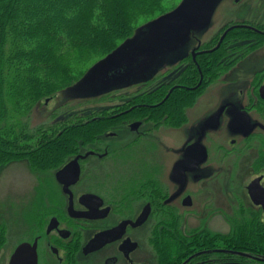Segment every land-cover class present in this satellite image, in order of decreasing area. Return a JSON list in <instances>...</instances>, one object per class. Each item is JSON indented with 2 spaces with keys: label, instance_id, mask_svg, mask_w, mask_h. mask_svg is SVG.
Wrapping results in <instances>:
<instances>
[{
  "label": "flooded vegetation",
  "instance_id": "obj_1",
  "mask_svg": "<svg viewBox=\"0 0 264 264\" xmlns=\"http://www.w3.org/2000/svg\"><path fill=\"white\" fill-rule=\"evenodd\" d=\"M249 52L238 68L246 59L257 66L252 71L244 66L240 79L226 80L234 95L210 101L214 105L202 125L187 123L191 139L185 145H177L176 138L171 142V131L164 133L162 124L152 128L164 115L174 118L164 106L174 89L164 98L143 96L118 114H91L77 123L109 119L110 128L81 139L90 144H78L70 160L45 171L55 192H46L33 207L45 217L39 224L33 212L30 222L42 233L23 242L37 241L38 264H147L150 250L157 264H264V239L256 238L257 231L264 238V48ZM193 59L196 64V53ZM181 125L176 121L174 128ZM62 133H51L47 143ZM79 156V179L65 189L56 175ZM185 160L184 168H175ZM243 177L241 203L247 207L211 203L217 185L234 194L229 185H241ZM198 198L202 205L195 207ZM191 218L203 224L191 228ZM242 232L247 242L240 240Z\"/></svg>",
  "mask_w": 264,
  "mask_h": 264
},
{
  "label": "rangeland",
  "instance_id": "obj_2",
  "mask_svg": "<svg viewBox=\"0 0 264 264\" xmlns=\"http://www.w3.org/2000/svg\"><path fill=\"white\" fill-rule=\"evenodd\" d=\"M187 1L190 0H165L158 9H154L156 10L154 14H140L132 35L100 59L81 63L74 55L70 65L74 77L78 79L71 81V84L58 89L51 95L39 98L28 112L30 121L25 132L33 137L29 140L26 137L21 139L28 144L25 147L26 152L40 147L50 130H53L51 133L56 134L68 124L87 122L91 114L98 117L118 114L126 110L132 100L139 101L136 99L147 97L157 90H160V96L164 98L170 90L178 88V85L186 86L183 80L189 73L190 66L195 65L193 54L196 53L197 60L208 59L212 57L210 54L222 46L221 51L208 60V63L211 62L214 66L210 70L211 73L207 75L206 81L199 77L195 85L197 88L200 86V94L191 104L190 102L184 103L183 115L179 116L178 121L172 116L168 118L164 115L163 120L157 125L153 123L152 128H158L162 124L160 129L166 130L164 133L171 131V142L174 138L180 140L176 142L177 145H185L190 141V125L187 123L194 120L193 122L200 121L199 124L202 125L206 119V113L214 105H210V101H215L219 96L234 95L229 92L230 89H226L230 82L226 80L233 77L240 79L244 66H248L249 71L257 66L248 59L239 68L237 64L244 60L242 58L245 52L248 53L251 50L254 52L264 48V40L261 41V38L256 35L260 33L258 31L264 32V0H201L206 8L213 11V17L209 23L191 32L177 44L161 47L160 52L150 59L147 66L130 78L109 87L102 86L96 80L110 55L113 54L116 59H123L143 48L157 46L155 40L149 37L152 22ZM234 26H239L241 29L237 30ZM222 40L225 42L220 44ZM176 121L177 124L182 123L181 129L174 128ZM81 143L90 144L80 140L78 144ZM105 143L110 144L111 141L107 140ZM76 153L77 151L70 159ZM31 159L32 157H23L0 166V264H8L17 246L26 241L32 242L38 234L42 233L40 228L30 223L34 212L33 207L41 205V199L46 192H55L52 185L46 183L49 173L45 171L48 169L34 166ZM229 176H231L230 173ZM245 182L243 177L241 185H229L237 192L230 193V195L223 192L217 185L215 189L218 190V194L215 190L216 194L211 199V203L216 207H219L218 203L228 208H238L241 207L240 204L242 207H247L243 205L244 201L241 203L246 196L244 193L240 195ZM202 198H198V204L195 207L202 205ZM34 213L40 219L38 223L41 224L45 218L44 215L40 211ZM197 224L203 223L196 218L190 219L191 228L196 227ZM150 255L151 258H147V264H157V254L150 250Z\"/></svg>",
  "mask_w": 264,
  "mask_h": 264
},
{
  "label": "trees",
  "instance_id": "obj_3",
  "mask_svg": "<svg viewBox=\"0 0 264 264\" xmlns=\"http://www.w3.org/2000/svg\"><path fill=\"white\" fill-rule=\"evenodd\" d=\"M164 1L0 0V166L32 157L34 166L55 169L75 153L78 140H91L109 129V119L98 124H68L54 141L47 143L53 130L48 131L46 138L43 135L45 142L34 152H26L28 144L21 140L31 137L25 129L32 105L78 79L70 65L74 55L81 63L104 57L132 35L140 14H154ZM221 49L190 66L183 82L193 89L178 87L169 95L164 106H168L167 112L174 120L183 115L184 103L191 104L200 94V86L195 85L201 75L206 81L214 66L208 60ZM155 95L161 93L157 90L148 96ZM256 238L263 240V233L257 231ZM240 240L248 241L246 232H242Z\"/></svg>",
  "mask_w": 264,
  "mask_h": 264
},
{
  "label": "water",
  "instance_id": "obj_4",
  "mask_svg": "<svg viewBox=\"0 0 264 264\" xmlns=\"http://www.w3.org/2000/svg\"><path fill=\"white\" fill-rule=\"evenodd\" d=\"M212 17L213 11L206 8L201 0L183 2L176 9L152 22L149 37L155 40L157 46L143 48L123 59H116L113 54L110 55L103 70L97 76V82L104 87H109L130 78L134 73L147 66L150 59L160 52L161 47L177 44L184 37L189 36L191 32L197 31L202 25L209 23ZM261 93L264 96V87L261 89ZM79 158L80 156L76 157L58 171L56 175L58 181L65 186V189L79 179ZM186 165L187 161L185 160L175 168H184ZM37 246V241L33 245L29 243L21 244L12 255L10 264H38Z\"/></svg>",
  "mask_w": 264,
  "mask_h": 264
}]
</instances>
